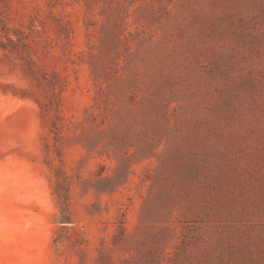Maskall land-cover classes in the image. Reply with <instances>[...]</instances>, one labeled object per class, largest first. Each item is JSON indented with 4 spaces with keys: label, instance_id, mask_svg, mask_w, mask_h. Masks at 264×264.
<instances>
[{
    "label": "rangeland",
    "instance_id": "obj_1",
    "mask_svg": "<svg viewBox=\"0 0 264 264\" xmlns=\"http://www.w3.org/2000/svg\"><path fill=\"white\" fill-rule=\"evenodd\" d=\"M0 264H264V0H0Z\"/></svg>",
    "mask_w": 264,
    "mask_h": 264
},
{
    "label": "trees",
    "instance_id": "obj_2",
    "mask_svg": "<svg viewBox=\"0 0 264 264\" xmlns=\"http://www.w3.org/2000/svg\"><path fill=\"white\" fill-rule=\"evenodd\" d=\"M58 177L64 178V183L60 184L57 182L56 193L58 195V202L60 204V209L62 216H65L70 213L69 207V195H68V176L65 174L63 168H57ZM61 185V186H60Z\"/></svg>",
    "mask_w": 264,
    "mask_h": 264
}]
</instances>
